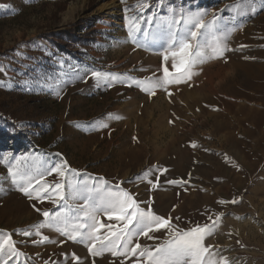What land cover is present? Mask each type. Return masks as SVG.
<instances>
[{"label":"rangeland","instance_id":"374dc122","mask_svg":"<svg viewBox=\"0 0 264 264\" xmlns=\"http://www.w3.org/2000/svg\"><path fill=\"white\" fill-rule=\"evenodd\" d=\"M239 3L0 0V131L14 138L0 145V238L11 236L21 254L5 248L0 264H137V256L110 251L93 257L89 242H73L54 228H39L48 239L38 243L33 226L45 221L41 212L63 209L56 208L54 194L29 199L8 169L43 171L62 161L74 171L46 175L44 182L65 185L64 207L83 203L71 198L73 189H114L120 183L140 208L171 217L173 231L220 216L203 241L211 246L207 264H221V258L264 264V0ZM201 12L206 22L218 17L233 50L212 58L208 37L191 79L164 85V67L174 71L172 58L165 62L161 54L167 21ZM135 23L141 31L134 32V42L129 28ZM61 33L75 36L66 50ZM93 72L111 75L98 80ZM148 78L159 79L160 86L142 90L139 82ZM99 219L122 226L103 213ZM107 233V227L100 229ZM150 235L155 239L134 237L129 247L155 248L171 238L166 228Z\"/></svg>","mask_w":264,"mask_h":264},{"label":"snow or ice","instance_id":"6c2138e0","mask_svg":"<svg viewBox=\"0 0 264 264\" xmlns=\"http://www.w3.org/2000/svg\"><path fill=\"white\" fill-rule=\"evenodd\" d=\"M242 4L243 0H240L238 7ZM206 15V12H201L194 16H181L178 19L172 18L167 21V47L161 54L165 62L170 57L172 58V69L174 71L169 72L168 68L164 67L162 81L164 85L179 84L191 79L195 74L193 72L194 67L203 62V50L208 47V37H212L213 40L212 58H224L225 52L233 50L227 47L228 33L222 32L218 17L214 16L212 20L206 22L204 20ZM132 19L135 20L136 18L133 17ZM146 22L151 23L152 17H148ZM139 31H141L139 23H135L129 28V37L134 42L136 39L134 32ZM0 71H3V69H0ZM109 75L111 74L93 72V76L97 77L98 80H106ZM112 78L113 80L117 79L114 75ZM139 84L142 86V90L148 91L150 86H160L161 81L159 79L153 81L152 78H148L146 82L141 81ZM101 126L107 127L106 124ZM67 171L74 170L69 169L66 161L56 163L51 168L43 171L39 167L32 172H24L19 169L14 171L11 167L8 169L12 182L17 184L18 190L29 199L43 200L51 198L54 194L55 199L53 202L56 208L63 209L62 212H41L45 221L33 226L37 229L35 234L41 236L38 243H44L48 239L42 236L38 229L49 227L54 228L60 235L73 242H89L87 244L88 252L93 257L101 255L104 251H110L113 256H137V264H207L205 257L206 254H209L211 246L205 247L203 241L217 226L221 219L220 216H217L215 220L209 217L211 223L204 226H196L190 230L173 231L174 226L170 224L171 217L165 219L155 215L151 207L147 210L140 208L133 195L123 190L120 183L116 184L114 189H93L87 184L73 189L70 194L71 198L81 200L83 203L76 207H64L60 202L68 199L63 191L65 185L63 183L52 185L44 181L46 175L55 173L60 177H64ZM145 176H147V173H145ZM19 181H23V183H19ZM99 181L101 184L106 183L102 177L99 178ZM169 183H179V181H169ZM36 185L39 187H36ZM155 186V183H153V187ZM41 192L48 193V197H42ZM236 202L234 200L229 203ZM220 203L225 202L220 201ZM36 211L40 212V209H36ZM101 213L109 220L120 222L122 226L103 225L99 219ZM104 227L108 228L107 235L100 234V229ZM162 228L168 229L171 233V238L165 240L162 244L157 245L155 248L142 247L139 243L129 247L134 237L144 236L148 239H155L150 234L160 231ZM22 234L25 236L32 235L29 231H24ZM5 248L14 256L21 255L16 251L14 242L9 235L0 238V254L4 252ZM73 258L74 261L79 259L75 256ZM140 258L144 259L141 260ZM3 264H7V261H3ZM45 264H48V262H45ZM211 264H215V261H212ZM221 264H227L226 258H221Z\"/></svg>","mask_w":264,"mask_h":264},{"label":"trees","instance_id":"16d2710c","mask_svg":"<svg viewBox=\"0 0 264 264\" xmlns=\"http://www.w3.org/2000/svg\"><path fill=\"white\" fill-rule=\"evenodd\" d=\"M61 34L62 36H64L66 33H61ZM59 36L61 37V35ZM73 39H75L74 34L68 33L67 35H65V40H64L65 50L67 49L69 41L71 40L73 41ZM8 126L11 127V130L20 138V140L25 138L24 134L22 133V129L18 125L8 123ZM10 134H11V131H3V130L0 131V145L1 146L4 145V143L9 144V142H12L14 140V138L12 139L10 137Z\"/></svg>","mask_w":264,"mask_h":264}]
</instances>
